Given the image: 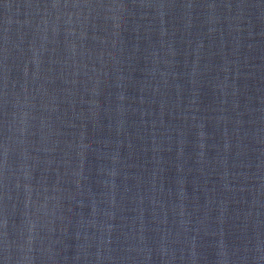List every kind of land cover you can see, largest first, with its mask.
Returning <instances> with one entry per match:
<instances>
[{
	"label": "water",
	"instance_id": "95a60500",
	"mask_svg": "<svg viewBox=\"0 0 264 264\" xmlns=\"http://www.w3.org/2000/svg\"><path fill=\"white\" fill-rule=\"evenodd\" d=\"M0 264H264V0H0Z\"/></svg>",
	"mask_w": 264,
	"mask_h": 264
}]
</instances>
